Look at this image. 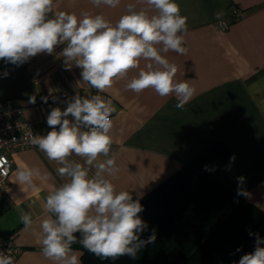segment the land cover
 Here are the masks:
<instances>
[{
  "label": "crops",
  "instance_id": "1",
  "mask_svg": "<svg viewBox=\"0 0 264 264\" xmlns=\"http://www.w3.org/2000/svg\"><path fill=\"white\" fill-rule=\"evenodd\" d=\"M176 2L181 15L188 18L184 34L188 52L178 55L169 51L165 57L177 66L175 80H187L194 88L183 109L175 106L178 100L174 94L160 97L152 89L140 94L126 90V83L139 69L106 92H97L82 81L81 69L73 66L65 70L60 54L64 45H58L51 55L38 54L20 66L0 60V102L19 100L32 119L53 108L65 110L77 94L110 99L116 109L110 155L115 156L119 168L110 179L117 191H129L134 200H140L219 141L229 154L210 170L211 177L238 195L237 178L243 176L239 188L248 195L239 196L264 211V0ZM129 3L137 0H121L117 8H96L90 0H54V11L78 16L88 11L115 23ZM233 9L239 11L237 16ZM218 11L225 13L223 20L230 21L228 28H222L215 18ZM144 63L141 61V68ZM4 71L9 75L5 77ZM32 96L34 104L29 102ZM233 155L235 160L230 162ZM11 157L12 170L0 185V234L11 235L21 248L17 264H53L42 254L40 223L49 215L43 207L47 194L65 180L56 172L60 165L48 160L37 146L18 149ZM71 158L83 163L79 157ZM25 167L40 169L41 176L31 185L17 180V170ZM44 173L49 174L46 179ZM22 210L34 221L28 231L23 230L20 220ZM72 251L78 264H83V250L72 245Z\"/></svg>",
  "mask_w": 264,
  "mask_h": 264
},
{
  "label": "clouds",
  "instance_id": "2",
  "mask_svg": "<svg viewBox=\"0 0 264 264\" xmlns=\"http://www.w3.org/2000/svg\"><path fill=\"white\" fill-rule=\"evenodd\" d=\"M90 2L96 8H117L121 0ZM54 7V0H0V60L20 66L38 54L51 55L58 45H64L60 54L65 70L73 66L81 69L82 81L99 93L139 69L126 83V90L140 94L152 89L160 97L174 94L179 109L189 102L194 88L187 80H175L177 66L165 57L169 51L178 55L188 52L184 46L188 18L181 15L176 0L129 3L115 23L102 14L85 11L78 16L54 11ZM224 15L223 11L215 13L221 27H227ZM141 61L145 62L143 68ZM3 75L9 73L4 71ZM29 102L34 104L35 96ZM115 111L110 99L77 94L65 110L57 107L50 111L46 123L51 131L46 135L29 133L30 144L60 165L56 172L65 178L47 194L43 207L49 215L40 223L42 254L53 264H78L72 251L76 233H80L79 243L85 249L105 260L122 256L134 260L143 247L155 242V229L146 240L140 238L148 224L139 215L144 210L139 198L134 200L129 191H117L110 179L119 172L115 156L110 155ZM100 157L106 159L101 161ZM234 160L233 155L230 162ZM205 170H209L207 165ZM48 175L44 173L43 178ZM40 176L39 168L25 167L16 173L20 184L31 185ZM244 180L243 176L237 178V194L247 196L239 188ZM20 220L24 231L34 222L23 210ZM262 245L264 239L256 234L254 250L244 254L238 264H264ZM0 264H14V259L0 251Z\"/></svg>",
  "mask_w": 264,
  "mask_h": 264
},
{
  "label": "trees",
  "instance_id": "3",
  "mask_svg": "<svg viewBox=\"0 0 264 264\" xmlns=\"http://www.w3.org/2000/svg\"><path fill=\"white\" fill-rule=\"evenodd\" d=\"M228 154L215 142L140 199L139 215L148 224L140 238L155 229L156 239L136 259H102L85 249L76 233L73 245L83 250V264H238L254 250L256 234L264 239V211L241 196L236 202V193L211 177L210 170Z\"/></svg>",
  "mask_w": 264,
  "mask_h": 264
},
{
  "label": "built area",
  "instance_id": "4",
  "mask_svg": "<svg viewBox=\"0 0 264 264\" xmlns=\"http://www.w3.org/2000/svg\"><path fill=\"white\" fill-rule=\"evenodd\" d=\"M233 15L237 16L239 11L233 9ZM228 28L230 21L225 19ZM50 111L43 112L34 118H29L26 107L15 99L0 102V185L3 184L10 175L13 167L12 152L27 147H33L28 140L29 133L33 135H46L52 129L47 125L46 120ZM58 130V126H57ZM234 200H240L239 195L234 196ZM0 251L9 253L14 264L21 253V248L15 243L13 237L7 234H0Z\"/></svg>",
  "mask_w": 264,
  "mask_h": 264
}]
</instances>
